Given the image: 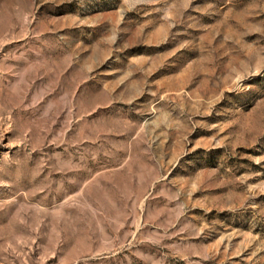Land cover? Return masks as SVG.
I'll return each mask as SVG.
<instances>
[{
  "label": "rangeland",
  "instance_id": "374dc122",
  "mask_svg": "<svg viewBox=\"0 0 264 264\" xmlns=\"http://www.w3.org/2000/svg\"><path fill=\"white\" fill-rule=\"evenodd\" d=\"M0 264H264V0H0Z\"/></svg>",
  "mask_w": 264,
  "mask_h": 264
}]
</instances>
